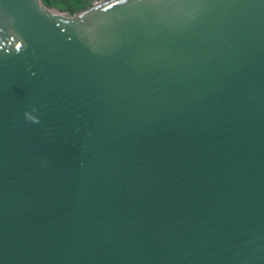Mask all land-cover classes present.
<instances>
[{"label": "water", "instance_id": "95a60500", "mask_svg": "<svg viewBox=\"0 0 264 264\" xmlns=\"http://www.w3.org/2000/svg\"><path fill=\"white\" fill-rule=\"evenodd\" d=\"M0 264H264V0H0Z\"/></svg>", "mask_w": 264, "mask_h": 264}, {"label": "trees", "instance_id": "16d2710c", "mask_svg": "<svg viewBox=\"0 0 264 264\" xmlns=\"http://www.w3.org/2000/svg\"><path fill=\"white\" fill-rule=\"evenodd\" d=\"M43 4L59 10L67 16L76 15L90 7L87 0H41Z\"/></svg>", "mask_w": 264, "mask_h": 264}, {"label": "flooded vegetation", "instance_id": "af4514ba", "mask_svg": "<svg viewBox=\"0 0 264 264\" xmlns=\"http://www.w3.org/2000/svg\"><path fill=\"white\" fill-rule=\"evenodd\" d=\"M94 1H96V0H87V1L85 2V4H86V3H89L90 5H92V3H93Z\"/></svg>", "mask_w": 264, "mask_h": 264}, {"label": "rangeland", "instance_id": "374dc122", "mask_svg": "<svg viewBox=\"0 0 264 264\" xmlns=\"http://www.w3.org/2000/svg\"><path fill=\"white\" fill-rule=\"evenodd\" d=\"M101 1H103V0H96V1H94V2L92 3V5H93V4H96V3H99V2H101ZM92 5H90V6H92Z\"/></svg>", "mask_w": 264, "mask_h": 264}, {"label": "bare ground", "instance_id": "6f19581e", "mask_svg": "<svg viewBox=\"0 0 264 264\" xmlns=\"http://www.w3.org/2000/svg\"><path fill=\"white\" fill-rule=\"evenodd\" d=\"M112 1V0H105V2Z\"/></svg>", "mask_w": 264, "mask_h": 264}]
</instances>
